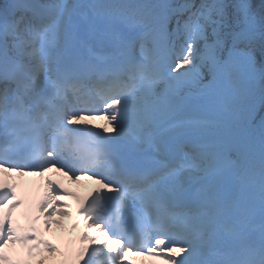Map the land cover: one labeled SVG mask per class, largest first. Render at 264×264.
Returning <instances> with one entry per match:
<instances>
[{
  "label": "snow or ice",
  "instance_id": "obj_1",
  "mask_svg": "<svg viewBox=\"0 0 264 264\" xmlns=\"http://www.w3.org/2000/svg\"><path fill=\"white\" fill-rule=\"evenodd\" d=\"M51 172L95 184L75 216L62 181L13 179ZM69 242L74 264H264V0H0V264Z\"/></svg>",
  "mask_w": 264,
  "mask_h": 264
},
{
  "label": "bare ground",
  "instance_id": "obj_2",
  "mask_svg": "<svg viewBox=\"0 0 264 264\" xmlns=\"http://www.w3.org/2000/svg\"><path fill=\"white\" fill-rule=\"evenodd\" d=\"M22 185H23V190L28 192L33 197H35L37 195L35 192V189L40 188L39 181L37 180L36 177L27 178L26 180L23 181ZM41 195H42V189H41L40 193L38 194L37 199H40ZM148 262L151 264H155V262H153L151 260H149ZM159 264H163V262L161 261V262H159Z\"/></svg>",
  "mask_w": 264,
  "mask_h": 264
},
{
  "label": "rangeland",
  "instance_id": "obj_3",
  "mask_svg": "<svg viewBox=\"0 0 264 264\" xmlns=\"http://www.w3.org/2000/svg\"><path fill=\"white\" fill-rule=\"evenodd\" d=\"M101 124H104L105 123V121H103V120H101V122H100ZM48 175V173H46V176ZM80 178V177H79ZM42 180H43V178H42ZM52 203L54 204V203H56V200H53L52 201ZM63 221L64 220H61L60 218H56V217H54L53 218V226L55 227L56 225H58V224H63ZM132 257H134V256H132ZM132 257H130V258H132ZM136 257V256H135ZM129 258V259H130ZM139 258H141V257H139ZM144 260V259H143ZM147 262V261H146ZM147 264H151V263H149V262H147Z\"/></svg>",
  "mask_w": 264,
  "mask_h": 264
}]
</instances>
